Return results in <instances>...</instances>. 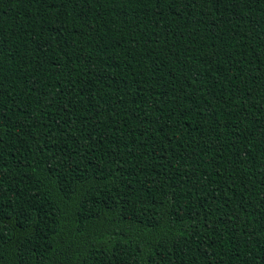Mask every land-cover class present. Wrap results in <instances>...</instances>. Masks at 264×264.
Instances as JSON below:
<instances>
[{
    "label": "trees",
    "instance_id": "16d2710c",
    "mask_svg": "<svg viewBox=\"0 0 264 264\" xmlns=\"http://www.w3.org/2000/svg\"><path fill=\"white\" fill-rule=\"evenodd\" d=\"M0 264H264V0H0Z\"/></svg>",
    "mask_w": 264,
    "mask_h": 264
}]
</instances>
